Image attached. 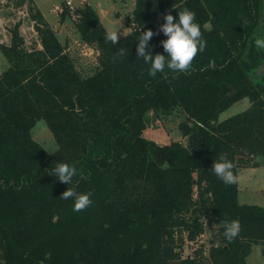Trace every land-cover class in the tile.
Instances as JSON below:
<instances>
[{
  "label": "trees",
  "instance_id": "trees-1",
  "mask_svg": "<svg viewBox=\"0 0 264 264\" xmlns=\"http://www.w3.org/2000/svg\"><path fill=\"white\" fill-rule=\"evenodd\" d=\"M66 7L61 21L70 16L97 49L93 74L79 73L39 10V47L24 46L19 24L0 45L8 62L0 73V264H245L256 244L264 255V206L240 203L238 181L226 185L211 170L221 154L237 177L264 162V72L255 75L264 64L255 44L264 39V0H135L130 30L115 44L86 0ZM184 8L196 13L205 50L184 72L149 75L137 39ZM166 38L153 35V55L164 54ZM242 98L245 110L218 120ZM173 115L184 144L144 136L150 121ZM39 119L52 152L31 136ZM60 162L77 169L69 185L49 174ZM68 188L91 192V206L73 211L62 197ZM231 220L241 228L228 241ZM206 230L207 252L197 244Z\"/></svg>",
  "mask_w": 264,
  "mask_h": 264
},
{
  "label": "rangeland",
  "instance_id": "rangeland-1",
  "mask_svg": "<svg viewBox=\"0 0 264 264\" xmlns=\"http://www.w3.org/2000/svg\"><path fill=\"white\" fill-rule=\"evenodd\" d=\"M66 0H0V45H9L11 30L18 25V30L24 38V46L27 49L39 47L37 33L34 30L33 14L40 9L45 20L55 31L58 39L63 44L66 52L72 58L76 69L82 76L93 74L97 68L95 45L84 43L77 32L70 16L61 21L60 12ZM73 8L66 7L70 12L74 11L82 0H71ZM97 13L105 29L120 28V37L127 34L130 28L127 21L135 5V0H87ZM38 7V8H37ZM159 24V20L156 21ZM264 24V23H263ZM119 37V38H120ZM8 67L6 57L0 50V73ZM264 72V64L256 71L260 76ZM264 98V91L262 94ZM250 105L248 98H242L220 112L218 120H223L231 115L242 112ZM179 115H173L168 119L150 121L144 136L153 139L158 144H166L173 140H183L178 123ZM32 138L41 144L48 152L56 149V143L51 131L44 120L39 119L31 129ZM259 166L241 167L238 171V201L244 204L264 206V162ZM209 230L204 231L197 239V244H202L207 252L210 239ZM190 246H185V254L189 253ZM207 264V262H205ZM246 264H264V255L259 244L253 245L246 258Z\"/></svg>",
  "mask_w": 264,
  "mask_h": 264
},
{
  "label": "clouds",
  "instance_id": "clouds-1",
  "mask_svg": "<svg viewBox=\"0 0 264 264\" xmlns=\"http://www.w3.org/2000/svg\"><path fill=\"white\" fill-rule=\"evenodd\" d=\"M164 23L160 25L159 31L154 33L151 29L141 32L136 47L137 56L149 65V75L156 76L163 73L165 69L172 72H184L191 67L192 61L198 52H203L207 46L206 39L203 38L201 25L196 21V13L191 9L184 8L178 12V18L169 13L163 17ZM163 33L167 38L161 41L164 54L155 55L149 50L150 40L153 35ZM120 35V28L115 27L106 31L105 39L112 43H117ZM255 44L258 48L264 49V39H257ZM126 50H120L119 55L123 56ZM234 164L226 154H221L219 159L213 163L212 171L224 184L231 185L238 181V177L233 171ZM49 174L55 175L56 179L66 184L73 181L77 175V169L70 163L60 162L51 169ZM91 192H78L75 188H68L62 193L65 200L72 199L73 211H82L93 203ZM240 222L238 220L225 221L223 224V235L226 240L231 241L240 232Z\"/></svg>",
  "mask_w": 264,
  "mask_h": 264
},
{
  "label": "built area",
  "instance_id": "built-area-1",
  "mask_svg": "<svg viewBox=\"0 0 264 264\" xmlns=\"http://www.w3.org/2000/svg\"><path fill=\"white\" fill-rule=\"evenodd\" d=\"M64 4L67 7L73 8V4H72V1L71 0H66Z\"/></svg>",
  "mask_w": 264,
  "mask_h": 264
},
{
  "label": "water",
  "instance_id": "water-1",
  "mask_svg": "<svg viewBox=\"0 0 264 264\" xmlns=\"http://www.w3.org/2000/svg\"><path fill=\"white\" fill-rule=\"evenodd\" d=\"M260 69V66L258 67L257 71ZM186 137L183 139V144L185 143Z\"/></svg>",
  "mask_w": 264,
  "mask_h": 264
},
{
  "label": "crops",
  "instance_id": "crops-1",
  "mask_svg": "<svg viewBox=\"0 0 264 264\" xmlns=\"http://www.w3.org/2000/svg\"><path fill=\"white\" fill-rule=\"evenodd\" d=\"M87 1V0H86ZM38 8V7H37ZM38 10L40 11V9L38 8ZM41 12V11H40ZM246 264V263H245Z\"/></svg>",
  "mask_w": 264,
  "mask_h": 264
}]
</instances>
